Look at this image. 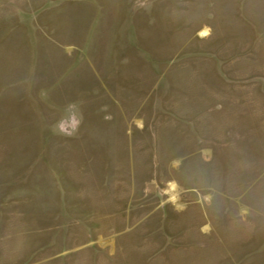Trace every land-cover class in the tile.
Returning <instances> with one entry per match:
<instances>
[{
    "label": "rangeland",
    "instance_id": "1",
    "mask_svg": "<svg viewBox=\"0 0 264 264\" xmlns=\"http://www.w3.org/2000/svg\"><path fill=\"white\" fill-rule=\"evenodd\" d=\"M134 4L0 0V264H264V0Z\"/></svg>",
    "mask_w": 264,
    "mask_h": 264
},
{
    "label": "clouds",
    "instance_id": "2",
    "mask_svg": "<svg viewBox=\"0 0 264 264\" xmlns=\"http://www.w3.org/2000/svg\"><path fill=\"white\" fill-rule=\"evenodd\" d=\"M134 8L136 10L150 11V0H135ZM72 105L70 104L69 107ZM83 120V113L78 111L77 120L74 126L65 124V115L62 114L60 119L52 126V130L58 135H74L79 130V125Z\"/></svg>",
    "mask_w": 264,
    "mask_h": 264
},
{
    "label": "snow or ice",
    "instance_id": "3",
    "mask_svg": "<svg viewBox=\"0 0 264 264\" xmlns=\"http://www.w3.org/2000/svg\"><path fill=\"white\" fill-rule=\"evenodd\" d=\"M206 33H202V35H205Z\"/></svg>",
    "mask_w": 264,
    "mask_h": 264
}]
</instances>
